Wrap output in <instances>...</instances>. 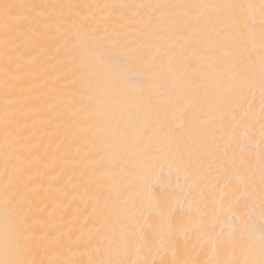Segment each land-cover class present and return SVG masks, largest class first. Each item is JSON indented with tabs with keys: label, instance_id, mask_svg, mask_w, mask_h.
Segmentation results:
<instances>
[{
	"label": "bare ground",
	"instance_id": "bare-ground-1",
	"mask_svg": "<svg viewBox=\"0 0 264 264\" xmlns=\"http://www.w3.org/2000/svg\"><path fill=\"white\" fill-rule=\"evenodd\" d=\"M0 264H264V0H0Z\"/></svg>",
	"mask_w": 264,
	"mask_h": 264
},
{
	"label": "snow or ice",
	"instance_id": "snow-or-ice-1",
	"mask_svg": "<svg viewBox=\"0 0 264 264\" xmlns=\"http://www.w3.org/2000/svg\"><path fill=\"white\" fill-rule=\"evenodd\" d=\"M16 7L15 5H11V4H4L2 6H0V8H2V12H3V16L5 18V20H7L10 15H11V10Z\"/></svg>",
	"mask_w": 264,
	"mask_h": 264
}]
</instances>
